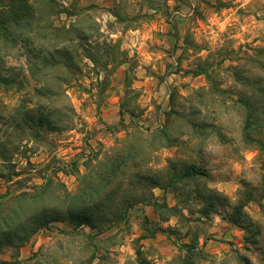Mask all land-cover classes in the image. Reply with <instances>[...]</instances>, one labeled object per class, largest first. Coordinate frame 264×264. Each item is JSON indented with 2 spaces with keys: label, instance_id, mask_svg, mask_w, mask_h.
<instances>
[{
  "label": "rangeland",
  "instance_id": "rangeland-1",
  "mask_svg": "<svg viewBox=\"0 0 264 264\" xmlns=\"http://www.w3.org/2000/svg\"><path fill=\"white\" fill-rule=\"evenodd\" d=\"M0 264H264V0H0Z\"/></svg>",
  "mask_w": 264,
  "mask_h": 264
},
{
  "label": "trees",
  "instance_id": "trees-1",
  "mask_svg": "<svg viewBox=\"0 0 264 264\" xmlns=\"http://www.w3.org/2000/svg\"><path fill=\"white\" fill-rule=\"evenodd\" d=\"M84 224H86V225L89 226L90 228H93L92 225L90 224V221L88 222V220H85Z\"/></svg>",
  "mask_w": 264,
  "mask_h": 264
}]
</instances>
